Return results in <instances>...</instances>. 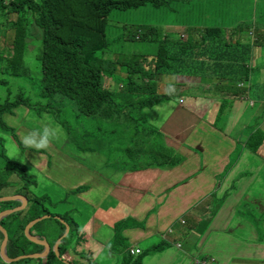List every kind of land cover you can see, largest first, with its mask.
Returning <instances> with one entry per match:
<instances>
[{
	"label": "crops",
	"instance_id": "crops-1",
	"mask_svg": "<svg viewBox=\"0 0 264 264\" xmlns=\"http://www.w3.org/2000/svg\"><path fill=\"white\" fill-rule=\"evenodd\" d=\"M108 84L111 89L118 85L112 79ZM242 84L222 110L218 99L205 97L197 82L190 85L198 86L193 96H182V90L170 95L179 96V103L162 104L153 112V125H140L146 151L134 163L126 158L124 143L118 142L124 159L108 167L110 181L103 184L101 196L119 205L112 206L111 218L107 216L101 227L95 225L93 203L92 212L86 205L82 208L87 218L79 231L88 237L82 246L87 262L124 264L140 254L143 264H264V101L262 106L257 103L264 91L255 90L251 81ZM19 111L33 123L24 106L9 116V123L19 122ZM49 119L48 125L43 118L34 124L58 123L53 116ZM151 128L158 134L149 137ZM29 131L17 129L20 139ZM49 148L56 150L52 144ZM27 154L32 166L41 157L36 167H49L46 155L38 157L31 149ZM91 154L97 165L105 158L101 152ZM102 178L96 176L95 181ZM68 206L59 208L68 211L72 204ZM242 206L249 210L239 212ZM158 245L164 249L154 251ZM4 259L0 255V264L12 263Z\"/></svg>",
	"mask_w": 264,
	"mask_h": 264
},
{
	"label": "trees",
	"instance_id": "trees-1",
	"mask_svg": "<svg viewBox=\"0 0 264 264\" xmlns=\"http://www.w3.org/2000/svg\"><path fill=\"white\" fill-rule=\"evenodd\" d=\"M259 1L261 3L260 17L264 19V2H262L264 0ZM148 3L160 6L162 3L167 4V0H0V17L4 18L3 22L0 21L1 25L5 24L11 31L3 36L7 37L8 42L10 41L8 47L0 50V76H3L0 86H9V81L5 80V74L16 78L21 76L22 70H17V65L14 68L17 61L23 63L22 69L28 68L24 58L28 48L26 40L29 39L25 36L28 30L25 26H28L26 22L33 19V24L42 29L43 41L40 56L43 72L42 96L67 97L75 101L79 112L86 113L94 120L100 121V124L97 125L99 133L95 136V140L87 137L84 142H81L76 133L63 127V130L68 131L69 138L77 142L80 150L87 152H94L109 141L118 146V142H122L126 144L124 147L125 156L131 163L142 159V153L146 151V146L142 144L139 127L142 122L153 125L154 110L171 101V96L168 93L163 95V90H160L159 77L176 74L177 79L174 85L177 87L180 86V82L188 81L191 77L199 78L196 81L198 83L204 79L206 82H213L211 87L223 90L213 94L217 97L221 110L222 106L230 103L231 96L236 94L238 84L249 82L259 72L258 68L251 66L256 46L247 41L245 36L251 34L254 26H264V22L261 25L254 24L253 21L240 22L236 25L237 27L232 29L231 34H227L220 27H209L201 35L194 33L186 40H182L179 38L180 36L174 37L172 33L166 30L164 32L155 26H138V29L125 40L156 44L152 51L148 53L132 52L131 57L124 61H119L117 56H115L116 59H113L115 53L110 49L106 35L108 23L111 21L109 14L117 10L138 9ZM233 35L239 39H234ZM242 37L244 39L241 40ZM260 47L264 49L263 46ZM6 50L9 51L11 60L8 55L3 57ZM11 66L14 68L13 70H11ZM106 78L119 84V90L113 91L107 86ZM174 93H178V90ZM205 93L208 94L207 90ZM18 96L15 99L8 97L4 101L0 99V128L3 127L2 129L9 132L14 131V128H10L6 119L15 114L16 109L24 106V100ZM132 108L138 109V115L132 112ZM132 121H135L136 124H133ZM121 122L123 124L116 125ZM157 130L151 128L148 136H154L153 132L158 134ZM118 133L121 138L117 137ZM119 139L121 140L119 141ZM82 143L84 147H82ZM51 144L54 145L52 142ZM55 148L54 152L49 147L40 151L31 149V151L35 155L39 153L46 155L45 163L48 165L53 157L54 161L61 162L60 154L62 152L57 150L58 146L55 145ZM27 149L22 146V153ZM5 159L7 161L5 173L8 175L17 174V179H15L16 183L7 181L1 187H16L20 179L22 187L26 189V194L19 189L15 191L24 194L27 199L30 198L37 202L41 212L38 210L35 217L49 214L51 219H55V216L61 217L60 213L68 214L70 212V210L63 211L59 208L67 202L69 194L60 200L53 199L47 193L34 194L31 187L35 192L41 188L38 189L35 173L33 176L30 173L31 161L23 163L7 156ZM40 159L41 157H39ZM39 160L33 161V170ZM145 166L147 167V165ZM18 204L21 205V203ZM1 205L7 207L5 204ZM4 211L5 209L0 213ZM12 216L6 217L1 222L2 227L9 235L6 250L8 256L17 258L41 253L44 249L43 246L28 248L29 240L24 232L26 226L35 217L10 221ZM61 218L65 221V218ZM8 220L12 225V231L8 230L5 224V221ZM59 225L65 232V224L59 222ZM78 233H80L79 229ZM22 238L27 240L26 244ZM64 238V233L55 242H51L47 236L45 237L52 248L58 240L61 241L59 257L62 253L60 250L64 249L66 243ZM82 239L81 247L85 246L88 241L84 232ZM3 241L4 236L0 231V253ZM52 248L51 252L55 254ZM163 249L164 247L158 245L154 251ZM50 255L51 253L48 256ZM53 258L55 259L56 256L53 255ZM39 261L43 262L42 259ZM123 262L124 264H143V255L139 254L125 259ZM9 264L34 263L32 258H24ZM194 264H208V261L196 260Z\"/></svg>",
	"mask_w": 264,
	"mask_h": 264
},
{
	"label": "rangeland",
	"instance_id": "rangeland-1",
	"mask_svg": "<svg viewBox=\"0 0 264 264\" xmlns=\"http://www.w3.org/2000/svg\"><path fill=\"white\" fill-rule=\"evenodd\" d=\"M264 2V1H262ZM260 6L261 3L259 0H167V4H161L160 6H154L151 3H148L138 9L128 10V11H113L109 14V19L111 20L108 23L106 35L109 42V47L114 51L113 59L119 61L127 60L131 57L132 52L136 53H148L151 52L153 46L148 43H143L138 40L127 42L125 39L129 38L138 26H155L162 31L170 32L174 37L181 38L186 40L190 35L194 33L202 34L204 30L209 27H220L227 34L232 33V29L237 27L236 25L240 22L253 21L254 24L261 25L264 22V19L260 17ZM32 19V17H31ZM33 20V19H32ZM26 22L28 30L25 33L27 43V50L25 52V62L26 70L23 68V63L17 61L14 64L17 65V70H22L21 76L16 78L5 74V80L9 81V86H0V99L6 100L8 97L15 99L19 95L24 100V106L31 111V120L22 117L23 111H19L17 120L20 122H10L6 119V122L10 128H14V131H6L0 128V210L5 209L4 213L9 211H16L13 216L9 219L10 221H18L20 219H27L30 217H35L37 211L39 210V205L36 201L32 199H27L24 194H26V189L22 187V183L19 179L16 187H5L2 188L7 181L15 182L17 179L16 175H8L5 173V164L7 156L10 159H18L23 163H28L29 158L27 150L22 153L21 147L24 146L21 143L20 136L17 132V129L22 126L28 130H42V124L36 123L38 119L40 122L45 121V124L51 121L49 118L53 116L54 119L63 127L68 128L72 133H76L81 142L89 137L95 140V136L99 133L97 125L100 124L99 120H94L91 116L86 113L79 112L78 105L75 101L67 97H49L42 96L43 88V72L41 67V48H42V29L33 24V21ZM0 21L3 22L4 18L0 17ZM0 22V50L2 48L6 49L10 43L8 42L7 37H3L5 33L11 32L8 26L5 24L1 25ZM125 26H124V25ZM7 30V31H6ZM188 31V32H187ZM31 32V33H30ZM205 32V31H204ZM33 34V35H32ZM124 35V37H121ZM234 39H239L235 37ZM241 40L244 37L240 38ZM245 39L253 44H255L254 55L252 59L251 66L259 69L260 74L255 77V79L250 80L254 84V89L259 91H264V51L260 49V46L264 47V26H254L251 34L245 36ZM1 54V52H0ZM9 56V51L6 50L3 57ZM11 56L9 59L11 60ZM11 66V70H13ZM159 82L161 83L160 90H163V95L167 94L166 91L169 85L176 84L177 76H160ZM0 80H3V76H0ZM199 78L191 77L187 83L189 85L184 86L183 82H180L181 88L178 89L174 85L175 91L180 92L182 90V96H193L194 92L198 86H190L193 82L198 81ZM206 79L200 81V86L204 90H209V94H205L207 98L217 99L213 96L216 92H221L220 88L211 87V81L206 82ZM110 78L105 79V84L109 86ZM123 84L124 81L122 80ZM198 83V82H197ZM168 86H164V85ZM243 86L242 83L238 84ZM119 84L115 85L112 88L113 91L119 90ZM188 90H191L190 94ZM174 91V92H175ZM18 96V97H19ZM171 96V100L174 103H179V96ZM233 96V95H232ZM231 96V97H232ZM201 98V97H198ZM202 99V98H201ZM134 101V99H133ZM264 98L259 100L257 103L259 106H262ZM222 108H227L224 105ZM213 109H215L213 107ZM222 110V109H221ZM132 112H135L138 115V109H133ZM221 112V111H220ZM156 117V115H153ZM163 116V115H159ZM167 114H165V118ZM56 123L55 127L59 128L60 131H63L62 128ZM123 124V122L116 125ZM64 135L57 137L52 140L54 146H58L57 150H60L61 164L57 161H54L52 158L49 167L45 166L44 168H37L33 170L31 167L30 173L33 176V173L37 176L38 189L41 190L34 191L31 187V190L39 195L50 194L53 199L60 200L67 197V202L62 204L65 205L68 209L72 204V208L69 209L70 212L60 213L59 216H55V219H51L49 214L43 215L41 217H35L27 226L33 223L32 233L35 236H42L45 238L48 237V240L55 242L59 236L64 233V239L66 243L64 249L60 250L59 248L55 254H52L51 250L50 256H44L42 258H32L33 263L38 264H103L99 259L96 261L87 262L82 258L84 250L81 247L80 242L82 239V233H78V229L81 226V222L87 218V212H84L82 209L84 205L88 206L92 212L91 203H93L96 208L95 215V225L96 227H101V223L108 218H111L113 213L112 206L119 205L118 202L112 203L109 200H104L103 191L101 190L103 184L110 181V176H106L105 173H108V167L115 165L117 162H121L124 159L122 153H120V146L114 145L112 141L106 142L100 149H97V152L105 154V158H102L100 165H97L95 160L91 159V154L85 150H80L77 142L71 140L68 135V131L64 130ZM71 136V134H70ZM82 147L84 144L82 143ZM126 147V144L122 146ZM6 156H5V155ZM151 160H154V157L148 152ZM55 155V154H54ZM65 156L67 158V166H65ZM96 176H103L99 181H95ZM106 176V177H105ZM23 192L19 193L15 191ZM111 194V190L107 191V195ZM25 197L28 200V205L24 210L20 209L18 201L7 200L11 197ZM30 196V195H29ZM31 197V196H30ZM88 202L89 204H86ZM5 204L7 207L2 206ZM239 209V212H246L249 210L248 207L242 206ZM41 210V208H40ZM39 210V212H41ZM0 211V212H1ZM47 211V210H45ZM94 212V210H93ZM5 221L8 230H11L10 222ZM64 223L65 226H69L71 229L67 233L62 230V227L59 225V222ZM26 226V228H27ZM26 228L24 232L27 235ZM12 231V230H11ZM22 233V232H21ZM69 234V235H68ZM94 237V235H93ZM29 240V238H28ZM31 240V239H30ZM27 243V240L22 238V241L27 243L28 248H40L41 244L33 242L31 240ZM59 241V240H58ZM57 241V242H58ZM56 242V243H57ZM3 244V243H2ZM50 244V243H49ZM56 245V244H55ZM53 246L56 250V246ZM143 247V246H142ZM93 252V251H91ZM53 255L56 258H53ZM92 258L91 256L87 255ZM39 259H42L43 262L40 263ZM72 262V263H71ZM219 264V263H218Z\"/></svg>",
	"mask_w": 264,
	"mask_h": 264
},
{
	"label": "water",
	"instance_id": "water-1",
	"mask_svg": "<svg viewBox=\"0 0 264 264\" xmlns=\"http://www.w3.org/2000/svg\"><path fill=\"white\" fill-rule=\"evenodd\" d=\"M7 200L18 201V202L21 203V207L18 210V212L21 211V210H24L27 207V205H28V200L25 197H22V196H20V197H11V198H8ZM4 212L0 213V231L2 232V234L4 236V241H3V244L1 246V253H0V255H1V257L3 259L5 258L6 261H9V262H16V261H19V260L24 259V258H42V257L47 256L49 254V252H50V250L52 248L51 245L49 244V242L47 241V239H45V238H38V237L34 236L31 233V228L33 226V223H32L29 226H27V228H26V232H27L28 238H29V240L30 239L33 240V242H35V243H38V244L43 245V247H44L43 251L41 253H35V254H31V255H24V256H20V257L14 258V259H10L9 256H8V254H7V251H6L7 250V245H8V240H9V235H8V232L2 227L1 222L6 217L14 214L16 211H9L7 213H4ZM66 229H67V233H68L69 230H70V227L67 226ZM60 243H61L60 240L56 243V245H55L56 246V248H55L56 250H54V248H52L54 252H57L58 251V248L60 246Z\"/></svg>",
	"mask_w": 264,
	"mask_h": 264
},
{
	"label": "clouds",
	"instance_id": "clouds-1",
	"mask_svg": "<svg viewBox=\"0 0 264 264\" xmlns=\"http://www.w3.org/2000/svg\"><path fill=\"white\" fill-rule=\"evenodd\" d=\"M166 91L172 95L175 91L174 85H169ZM59 131V128L55 126H44L42 130L29 131L24 134L21 143L29 149L44 150L50 146L52 140L57 138Z\"/></svg>",
	"mask_w": 264,
	"mask_h": 264
},
{
	"label": "built area",
	"instance_id": "built-area-1",
	"mask_svg": "<svg viewBox=\"0 0 264 264\" xmlns=\"http://www.w3.org/2000/svg\"><path fill=\"white\" fill-rule=\"evenodd\" d=\"M179 246H180V244H179Z\"/></svg>",
	"mask_w": 264,
	"mask_h": 264
}]
</instances>
